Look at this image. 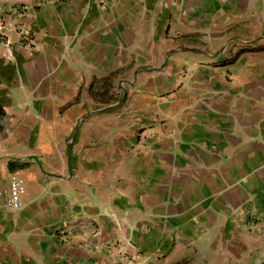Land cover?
<instances>
[{"label":"crops","instance_id":"1","mask_svg":"<svg viewBox=\"0 0 264 264\" xmlns=\"http://www.w3.org/2000/svg\"><path fill=\"white\" fill-rule=\"evenodd\" d=\"M98 1L0 0V264L263 257L264 0Z\"/></svg>","mask_w":264,"mask_h":264},{"label":"built area","instance_id":"2","mask_svg":"<svg viewBox=\"0 0 264 264\" xmlns=\"http://www.w3.org/2000/svg\"><path fill=\"white\" fill-rule=\"evenodd\" d=\"M100 8L106 9L109 5V0H99L98 1ZM19 40L17 42L18 46L22 49L29 50L32 46V38L29 32L19 31ZM0 45L4 46L5 48L10 46V41L6 39L0 40ZM27 196V190L24 186L23 182L18 179H12L9 184V194L7 198V207L10 210L17 211L21 209L24 205L25 199ZM240 224L246 231H256L259 228L258 219L255 215H248L245 217L240 218ZM70 228L68 227H61L58 231V236L60 238L65 237L69 234ZM118 264H134L133 257L129 256H122L119 259Z\"/></svg>","mask_w":264,"mask_h":264},{"label":"rangeland","instance_id":"3","mask_svg":"<svg viewBox=\"0 0 264 264\" xmlns=\"http://www.w3.org/2000/svg\"><path fill=\"white\" fill-rule=\"evenodd\" d=\"M185 264H189V262H186ZM247 264H264V256L258 258L253 257Z\"/></svg>","mask_w":264,"mask_h":264}]
</instances>
